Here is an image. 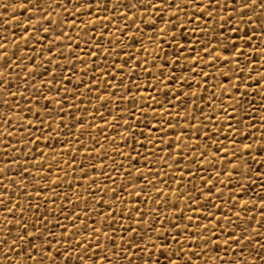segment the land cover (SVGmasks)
<instances>
[{
  "label": "snow or ice",
  "instance_id": "6c2138e0",
  "mask_svg": "<svg viewBox=\"0 0 264 264\" xmlns=\"http://www.w3.org/2000/svg\"><path fill=\"white\" fill-rule=\"evenodd\" d=\"M0 264H264V0L0 3Z\"/></svg>",
  "mask_w": 264,
  "mask_h": 264
},
{
  "label": "rangeland",
  "instance_id": "374dc122",
  "mask_svg": "<svg viewBox=\"0 0 264 264\" xmlns=\"http://www.w3.org/2000/svg\"><path fill=\"white\" fill-rule=\"evenodd\" d=\"M7 2H9V0H0V3H7ZM145 31L147 32L148 30L145 29ZM153 94H155V93H153ZM181 123H183V121H181ZM185 214L187 215V212Z\"/></svg>",
  "mask_w": 264,
  "mask_h": 264
}]
</instances>
